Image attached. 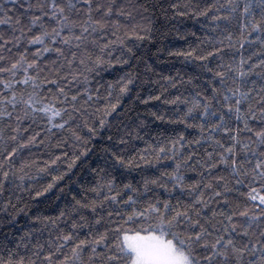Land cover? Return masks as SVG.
Listing matches in <instances>:
<instances>
[{
	"label": "snow or ice",
	"instance_id": "obj_1",
	"mask_svg": "<svg viewBox=\"0 0 264 264\" xmlns=\"http://www.w3.org/2000/svg\"><path fill=\"white\" fill-rule=\"evenodd\" d=\"M169 32L194 73L153 67ZM132 86L172 108L109 120ZM69 141L95 159L41 208ZM0 264H264V0H0Z\"/></svg>",
	"mask_w": 264,
	"mask_h": 264
},
{
	"label": "trees",
	"instance_id": "obj_2",
	"mask_svg": "<svg viewBox=\"0 0 264 264\" xmlns=\"http://www.w3.org/2000/svg\"><path fill=\"white\" fill-rule=\"evenodd\" d=\"M241 5L243 4V0H240ZM203 17L198 19H190L188 17H178L174 23H177L181 29V36L187 31L192 30L196 31L197 35H200V27L203 22ZM181 36L176 35L175 32H169L167 37L160 42H145V47L148 49V56L150 58L153 67L160 73L165 75L174 74L175 69H182L187 71L189 74L197 71V65L200 63L196 61L193 63L191 60H185L182 56H170L168 53L173 49H187L189 44L195 46L196 37L192 36L190 33L185 37L181 38ZM157 48H163V51L157 53ZM123 74L122 66L115 65L112 68L107 69L102 72L100 75L102 79L100 80L101 84L106 85L108 82H112L118 79L120 75ZM155 79V77H154ZM133 87V91L125 94L121 100V103L117 106V113H113L112 116L109 117V120H114L116 115L121 111H126L130 107H134L138 109L141 113H147L153 109H159L163 111L165 108L171 109V105H162L163 97L161 100H151L147 105L141 103L139 100H133V97L136 95L137 88ZM149 85H145L142 90H140L139 94L141 98L145 97L148 94ZM118 91V89H117ZM159 91V86H155L152 88V93L155 95ZM171 93H175L174 89L169 90ZM101 92H104V88H101ZM167 95V93H165ZM115 102V101H113ZM149 121L152 123L153 127H160L163 129H171L172 127H183L174 126L168 124L167 121H158L149 115ZM39 130V129H36ZM114 130V129H113ZM87 129H84V133H87ZM100 135L93 137L92 142L89 144V148L92 149V152H97V145L102 144V138L106 137L109 133L108 129H98ZM190 133L193 132L192 129L188 130ZM82 133V134H84ZM35 151V149H33ZM56 154L59 155L61 151L67 152V156H61L60 160L56 165H51L50 167L53 169H57L58 171H53L51 175H45V178L41 181L45 186L48 183L53 182V177L62 174V178L55 180L53 183V187L49 189V191L44 192L42 196L36 197L35 199L40 202L39 206L41 208L44 207V203H49L51 205V209H54L57 205H62L67 197L70 199V192L77 191L79 189V183L84 178V169L86 166V160L92 161L95 159V156L90 152L87 157L81 155L80 159L73 160V153H79L82 149L73 148L71 145V141L68 142V146L55 150ZM27 155V151L25 152ZM43 158H46V153H41ZM43 162V159L42 161ZM164 163L170 164V161H165ZM71 165V167H69ZM59 197V199H57ZM23 219V217H21Z\"/></svg>",
	"mask_w": 264,
	"mask_h": 264
}]
</instances>
